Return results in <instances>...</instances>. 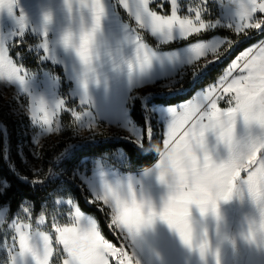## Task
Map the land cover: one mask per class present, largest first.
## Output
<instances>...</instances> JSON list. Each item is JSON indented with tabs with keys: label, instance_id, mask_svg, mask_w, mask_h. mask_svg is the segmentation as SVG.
Returning <instances> with one entry per match:
<instances>
[{
	"label": "snow or ice",
	"instance_id": "1",
	"mask_svg": "<svg viewBox=\"0 0 264 264\" xmlns=\"http://www.w3.org/2000/svg\"><path fill=\"white\" fill-rule=\"evenodd\" d=\"M31 2L38 5V22L29 16L21 0H0V82L30 99V123L36 129L32 154L37 159L40 156L35 145L39 144V137L62 132L60 113H70L74 134L87 129L94 139L101 119L95 93L101 90L106 111L122 114V120L115 124L129 133L124 139L143 151L145 144L153 141L150 117L156 105L149 103L152 93L139 96L134 90L158 84L161 94L181 93L185 90L187 73H191L190 82L195 84L208 65L235 43L222 38L198 39L179 53L159 51L145 42L143 32H149L159 45L188 41L220 27L233 30L237 36L248 37V30L264 35V0H228V5L234 8L229 11L228 5H224L223 23L221 19L205 18L209 0H198L194 6L182 4L181 0H161L157 6L163 8L164 3H169V14L151 7L156 0ZM57 4L58 8H54ZM121 9L134 21V26L122 20ZM26 34L40 38L36 45L40 64L50 62L63 67L64 78L73 85L70 97L59 93L60 76L51 71L32 73L18 62L23 59L20 53L17 58L10 55L14 47L25 43ZM181 56L185 60L174 70L164 74L157 71L166 64H174ZM114 77L125 81L124 90L116 96L112 89ZM37 85H50L56 91L51 102L34 93ZM71 98H78L79 110L68 106ZM225 98L228 107L221 108L219 102ZM135 100L141 102L143 127L130 115ZM161 110L166 111L169 119L157 167L170 164L176 171V179L167 198L147 217L140 200L142 188L137 189L138 182L132 176L106 171L101 160L94 162L91 177L79 170L73 173L90 189L92 199L88 202H102L110 210L108 228L123 240V246L117 247L106 239L98 221L86 215L73 199L67 200L71 206L70 221L61 224L53 216L54 231L34 229L32 223L18 219L6 225L5 216L10 208L4 205L0 209V226L14 234L8 242L5 232L0 249L6 257L0 264H55V258H61L62 264H140L133 248L142 240L141 230L157 221L165 223L191 247L188 225L193 206L202 215L211 211L217 220L218 241L231 243L219 231V205L234 195L243 199L245 194L259 209V218L248 223L244 239L249 244H264V39L237 55L215 84L199 90L187 102ZM221 149L226 155H221ZM33 172L38 174L39 170ZM23 179L33 185L43 183L39 179ZM20 210L31 217L30 205L22 203ZM38 223L45 224L43 212ZM208 254L206 246L201 245L200 258ZM214 258L215 264H220L219 243Z\"/></svg>",
	"mask_w": 264,
	"mask_h": 264
},
{
	"label": "rangeland",
	"instance_id": "2",
	"mask_svg": "<svg viewBox=\"0 0 264 264\" xmlns=\"http://www.w3.org/2000/svg\"><path fill=\"white\" fill-rule=\"evenodd\" d=\"M21 3L23 4V6L25 7V10L29 14V16L33 19V21L38 22L39 20L38 5L31 2V0H21ZM159 3H161V0H156V3L151 5V7H153L154 10H156L157 12L161 14H169L170 4L164 3L163 8H160L157 6ZM181 3L185 5L191 4L194 6L195 3H198V0H181ZM224 5H228V1L222 2V0H209V13L205 18L212 19L213 21L216 19H221L223 23L225 20ZM54 8H58V4L54 5ZM233 8L234 6L228 5L229 11L232 10ZM120 12H122L126 16V18L129 21H131L132 25L134 26V21L130 20L127 17V14L124 13L122 9L120 10ZM121 18L123 20L122 16ZM123 21L126 22L125 20ZM217 29L231 30L227 27H220ZM217 29H214V30H217ZM214 30H211V31H214ZM231 31L234 32L233 30ZM248 31H249V34L259 33L256 30H248ZM209 32H205V33H209ZM142 34H146L149 37H151L158 46H164V45H159V42L156 40V38L152 37L149 32H143ZM212 38L220 39L221 37L215 36ZM222 39H225V38H222ZM24 40L28 44L27 51L37 56L38 50H37L36 45L39 43L40 38L33 36L31 34H26ZM174 42H179V41H174ZM29 45L32 46L31 51L28 50ZM20 46L21 44L18 47H14L10 51V53L14 52V58H17V53H19L18 49L20 48ZM186 46L177 48L175 50H170V51H177L179 53ZM233 46L232 48L225 51V54L221 56L218 60H214L213 64L208 65L207 69L213 66L218 61H221V59L224 58L225 56L229 55L232 52ZM159 51H163V50H159ZM222 51H224V49H222ZM39 54L42 55V51H39ZM209 59H212V57L209 56ZM184 60H185V57L181 56L180 59L177 60L174 64H166L163 68H158L157 71L161 74L172 71L176 67L180 66ZM19 61L20 60H18V62ZM48 63L51 64L50 62ZM201 63H204L203 59ZM54 66L60 68L64 74L62 66L60 65H54ZM207 69H205V71ZM42 71H51V70L42 69L37 74H40ZM187 74H190V73H187ZM65 84L68 89L67 95L68 97H70V93H71V89L73 85L70 82H68L66 79H65ZM124 88H125V81L123 80V78L114 77L113 84H112L113 96H116L119 93H121L124 90ZM33 91L35 94L43 96L44 99L48 102H51V100L56 95V91L50 85H45L43 87L37 85L33 89ZM152 91H155L156 93L161 94V89L158 84L145 86L141 89H136L134 90V94L141 96L143 93L148 94V93H151ZM59 93H60V88H59ZM95 95L98 101L101 117L112 116L117 120V122H120L122 120V114L108 113L106 111L105 97H104L103 91L102 90L98 91L95 93ZM69 102H70V107L76 106L77 110H79L78 98H71L69 99ZM29 104H30V99L24 94L19 93L18 89H14L12 87H4L3 82H0V109H5L7 110L9 114L18 116L19 118L24 117L27 119V123H28L27 133L30 137V144L26 146L24 149H22L19 153L20 161L23 166V169L30 173L33 180H36V179L42 180L50 173L49 169H51V171L56 168L61 169V170H66V168L61 166L59 163H55L56 157L53 159H50L49 156H46L45 154H43L42 152L43 149L52 148L53 145L57 143L61 138L70 142L73 138H81V139L91 138V134L89 133L87 129H82L79 131V134H74L73 128H71L69 131L70 135H63V130H62V132L58 134L53 133V134H49L46 137H39L40 142L39 144L35 145V150L38 152L40 156V158L37 159L32 154L34 150L33 136H34L36 129H34L30 123V112L28 111ZM179 104H176V105H179ZM152 105H156V104H152ZM219 106L221 108L228 107L226 103V98L219 102ZM166 107L167 106L156 105V108L154 109V114H153L154 120L162 128V133H161L162 141L164 138V132L166 131V124L169 118H168L166 111H162L161 109H166ZM93 111L95 112L96 110L93 109ZM63 114L64 113H60V121H61V117ZM67 114L70 115V113H67ZM73 127H74V124H73ZM239 130L240 129L238 128V131ZM102 132H106L109 135L115 136V137L116 136L118 137L129 136V133H127L125 130L119 128L118 126H108L106 123H104L100 119L98 121V127L96 129L95 135L100 134ZM0 135L2 136L3 139L6 138V135L2 127H0ZM221 155H226V153H224L222 149H221ZM158 159H159V155H158ZM96 160H101L104 163L106 171H115L116 173L124 177H127L130 175L133 177L134 181L139 180V183L136 184L137 189L138 190L140 188L144 189L153 198V200L157 204V207H159L163 199L166 198L167 188L164 185H161L157 182L155 174L144 175L143 170L137 171V172H122L120 168L114 165H111L106 159H103V158H83L80 163L74 165L68 171L70 173V176L72 178H76L77 180L81 182L78 176H75V177L73 176V173L79 170L81 172L86 173L87 176L91 177L95 171L94 162ZM152 166H150L149 168H151ZM33 169L39 170L38 174L34 173ZM242 175L244 174L242 173ZM5 184L7 186H5ZM84 185L87 187L86 184ZM7 187H8V183L5 180L0 178V193H3ZM88 190L90 191V189ZM57 200H59L60 203H57ZM67 200L68 199L55 197L54 194L51 196L45 197L43 199V202L41 203V209L37 216H34L33 214L34 203L31 201H25L24 202L25 206H29V205L31 206V210H32L31 217H29L27 214H24L22 210L19 209L18 212L16 213L17 215L11 218H9L8 216L9 214H6L5 224L6 225L10 224L12 219H18L19 222L32 223L34 229L36 227H39L40 230L54 231L51 229V223H52L53 216H56V218L61 224L68 223L70 221V207L71 206L67 205ZM96 203H100L103 205L102 202H96ZM42 212L45 215V224L39 225L38 223L39 215ZM219 213L221 217L219 221L220 234L222 236L223 235L228 236L229 240L232 241L231 243H229L228 241H224L222 243L218 241L217 221L209 217L207 220L209 235L212 238L214 247L219 243L220 264H249V262L250 264H253V262L255 264H264V244H261V245L249 244L244 239V235L247 233V229H248V218L257 219V220L259 218L258 212L256 211L251 201L247 198V195L245 194L243 199L234 195L233 199H231L230 201H227V202L222 201L219 205ZM192 214L197 220L200 219L198 210L194 206L192 208ZM5 232L7 233L8 242H10L11 236L14 234V232L11 229L6 228L5 226H0V243H2L5 240ZM123 243L124 242L122 240L120 247L123 246ZM128 250L131 251L130 248ZM133 251H135L137 258L140 260V264H205V262L200 261L198 254L190 253L181 244L178 238V235L175 234L171 229H169L165 223L160 222V221H157L154 227L145 234L142 240L139 241L138 245L135 248H133ZM5 257H6V253H4L2 249H0V260L4 259ZM58 260L60 264H62V259L58 258ZM206 264H215V258L209 257L208 260L206 261Z\"/></svg>",
	"mask_w": 264,
	"mask_h": 264
},
{
	"label": "trees",
	"instance_id": "3",
	"mask_svg": "<svg viewBox=\"0 0 264 264\" xmlns=\"http://www.w3.org/2000/svg\"><path fill=\"white\" fill-rule=\"evenodd\" d=\"M120 14L123 20L132 24L122 12ZM143 36L145 42L152 48L163 51L175 50L188 45L189 42H195L198 39L208 40L215 36L230 39L235 42L232 52L208 68L204 73L200 74L195 84L190 82L191 73L186 74L185 90L183 92L178 94H158L152 91L153 97L149 101L150 105L156 104L162 106L176 105L190 100L197 91L215 83L223 74L228 64L238 54L264 38V35L260 33H251L248 37H244L243 35L237 36L231 30L217 29L200 36L190 37L188 41L182 40L168 45L158 46L151 37L146 34H143ZM27 45V42H25L18 49L20 55L23 57L22 61L19 62H22L28 70L34 73H39L42 69H50L55 75L60 76V95L62 97H68V89L62 70L49 63L40 64L37 56L27 51ZM10 55L14 58V52H11ZM148 94L143 93L141 96ZM68 106L70 107L69 101ZM130 115L134 122L143 127L144 113L140 100L134 101ZM150 122L153 125V141L151 144L146 143L143 151H138L134 144L124 139V136L115 137L106 132L95 135L94 139L73 138L69 142L61 138L52 148H45L42 152L46 156H49L50 159L56 157L55 163H59L66 168V170L56 168L51 171L62 172L65 181L55 186L53 190L34 192L31 187L33 184L25 183L23 179L27 177L28 181H33L30 173L23 169L19 156L20 151L30 144V137L27 133V119L24 117L19 118L18 116L9 114L5 109H0V127L3 128L6 135L5 139L0 135V178L8 183V187L3 193H0V208L4 205L9 206L10 212L8 216L11 218L13 217L12 214L18 212L22 203L31 201L34 203L33 214L37 216L45 197L54 194L58 198L73 199L76 205L86 215L98 221L105 238L117 247H120L122 240L118 239L117 235L108 228L110 210L100 203H89L88 201L92 199L90 191L79 180L72 178L68 171L74 165L80 163L83 158L106 159L111 165L120 168L122 172H137L149 168L157 161L159 150L162 148V128L156 123L153 116L150 117ZM61 124L63 126V135H70L69 131L73 128V120L69 114L64 113L62 115ZM5 153H7L8 159H5ZM10 163L15 165L14 172L10 169ZM55 264H60L58 258H55Z\"/></svg>",
	"mask_w": 264,
	"mask_h": 264
},
{
	"label": "clouds",
	"instance_id": "4",
	"mask_svg": "<svg viewBox=\"0 0 264 264\" xmlns=\"http://www.w3.org/2000/svg\"><path fill=\"white\" fill-rule=\"evenodd\" d=\"M158 162L159 161H157L151 168L144 169L143 174L144 175L155 174L157 182L161 185H164L167 188V195H166V198H167V196L170 193L171 187L175 182L176 171L170 164H167V163L163 167H157ZM137 182L139 183V180H137ZM237 197H239V195H237ZM166 198H164V199H166ZM140 200L144 205V213H145L146 217L151 213V211L158 209L157 204L155 203L153 198L144 189H142V192L140 194ZM253 206L255 207L256 211L259 214V209L257 208V206L255 204H253ZM196 209L198 210L200 219L197 220L193 216V214H191V216L189 217L188 229H189V232L191 235V247L186 246L180 240L179 236H178V238H179L181 244L190 253L198 254L200 261L205 262V264H206V261L208 260L209 257H214V251H215V247H216V246L214 247L212 238L209 235L207 220L209 217L216 220V217L211 211H208L202 215L200 213V210L198 208H196ZM252 220H253L252 218H248V223L251 222ZM154 225L151 227L143 228L141 230V237L143 238L145 236V234L147 232H149L154 227ZM205 234H207V235H205ZM201 245L206 246V248L208 249V252L210 253V254L206 255L204 259H201L200 255H199V248Z\"/></svg>",
	"mask_w": 264,
	"mask_h": 264
},
{
	"label": "built area",
	"instance_id": "5",
	"mask_svg": "<svg viewBox=\"0 0 264 264\" xmlns=\"http://www.w3.org/2000/svg\"><path fill=\"white\" fill-rule=\"evenodd\" d=\"M228 0H222V2H227ZM10 169L12 172L15 171V165L13 163H10ZM65 181L64 174L60 171H53L48 174V176L43 180L42 184H35L32 185V190L34 192L37 191H45L47 190H53V188L59 184H62Z\"/></svg>",
	"mask_w": 264,
	"mask_h": 264
},
{
	"label": "crops",
	"instance_id": "6",
	"mask_svg": "<svg viewBox=\"0 0 264 264\" xmlns=\"http://www.w3.org/2000/svg\"><path fill=\"white\" fill-rule=\"evenodd\" d=\"M101 120L104 122V123H106L108 126H117L116 124H115V122H117V120L114 118V117H112V116H110V117H107V116H105V117H101ZM254 256V255H253ZM253 259H254V257H253ZM249 264H250V262H249ZM253 264H255L254 262H253Z\"/></svg>",
	"mask_w": 264,
	"mask_h": 264
}]
</instances>
